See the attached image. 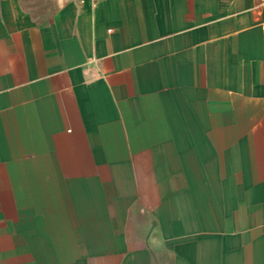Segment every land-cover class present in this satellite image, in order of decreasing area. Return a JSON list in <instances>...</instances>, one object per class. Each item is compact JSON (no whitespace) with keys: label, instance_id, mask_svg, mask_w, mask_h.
Wrapping results in <instances>:
<instances>
[{"label":"crops","instance_id":"0c3cea01","mask_svg":"<svg viewBox=\"0 0 264 264\" xmlns=\"http://www.w3.org/2000/svg\"><path fill=\"white\" fill-rule=\"evenodd\" d=\"M0 264H264V0H0Z\"/></svg>","mask_w":264,"mask_h":264},{"label":"built area","instance_id":"2783aa9c","mask_svg":"<svg viewBox=\"0 0 264 264\" xmlns=\"http://www.w3.org/2000/svg\"><path fill=\"white\" fill-rule=\"evenodd\" d=\"M78 2L82 3L84 0H77ZM93 3H97L104 0H91Z\"/></svg>","mask_w":264,"mask_h":264}]
</instances>
